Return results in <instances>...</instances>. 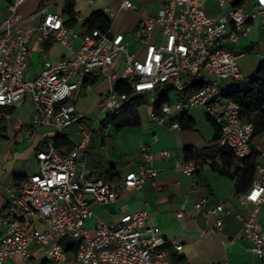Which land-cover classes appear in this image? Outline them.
I'll return each mask as SVG.
<instances>
[{
    "label": "built area",
    "instance_id": "2783aa9c",
    "mask_svg": "<svg viewBox=\"0 0 264 264\" xmlns=\"http://www.w3.org/2000/svg\"><path fill=\"white\" fill-rule=\"evenodd\" d=\"M25 1L11 0L6 18L0 21V121L10 119L2 109L28 97L32 127L50 129L58 137L76 126L81 139L66 153L54 147V139L50 141L46 149L36 152L38 171L7 189L8 202L0 212V264L12 255L19 256L20 264H31L32 245L44 249V264H174L169 248L180 251L182 246L158 236L145 208L123 214L114 224L105 223L91 211L88 197L99 204L114 203L118 190L111 180L86 175L82 150L92 130L85 123L87 116L76 111L71 96L95 74L114 84L129 83V94L111 88L101 98L96 119H91L97 122V129L121 116L130 97L154 96L159 87L169 85L174 99L162 105L159 115L151 110L149 118L179 129L181 114L202 108L219 129L217 148L230 149L240 165L241 159L252 154L253 115L242 116L240 106L223 96L220 84L227 79L244 80L238 63L247 52L238 48V43L247 37L254 22L264 34V0H241L237 7L233 6L237 0H215L222 8L217 14L206 13L208 0H162L158 12L135 28V51L127 49L121 33L98 29L81 33L67 28L62 15L50 11L62 0L46 2L28 17L19 9ZM120 9L135 7L123 0ZM35 17L40 18L37 26L22 28L26 20ZM33 38L43 45L44 52L50 43L71 47L73 40L79 39L80 44L58 62L46 56L40 73L26 79ZM140 152L143 164L121 178V191H140L156 176L149 145L143 143ZM157 154L168 159L173 151ZM199 167L193 161L176 162V168L187 176ZM236 198L242 208H251L247 214H235L241 221L240 235L264 264V225L257 220L259 209L264 207V164L258 159L249 188ZM203 203L196 202L194 211L204 215L211 232H219L222 217L230 211L224 204L202 211ZM187 204L184 202L177 212L178 219L184 216ZM91 217L93 234L86 228ZM67 243L75 244V249L66 250Z\"/></svg>",
    "mask_w": 264,
    "mask_h": 264
},
{
    "label": "crops",
    "instance_id": "0c3cea01",
    "mask_svg": "<svg viewBox=\"0 0 264 264\" xmlns=\"http://www.w3.org/2000/svg\"><path fill=\"white\" fill-rule=\"evenodd\" d=\"M10 1L5 0L0 21L6 18ZM73 1L77 23L72 30L82 33L84 31L82 24L92 13L108 10L107 15L112 22L110 30L124 35L129 51L137 49V41L133 35L137 25L143 19L157 13L163 3L162 0H129L138 6V10L133 12V10L120 9V3L123 0ZM44 3L46 0H26L19 9L24 17H28ZM64 5L65 0H62L50 7V11L60 13L66 22L68 17L62 14ZM205 11L207 14H217L222 11V8L215 0H208ZM122 16L133 22L129 31L122 32L117 29V26H114V19ZM39 22L40 18L38 17L28 19L22 24V28L30 29L37 26ZM256 32L261 33L259 23H257ZM239 43L243 47L238 44V48L246 50L248 54L253 49L255 42L247 35ZM79 44V39L73 40L71 47L50 43L46 45L47 50L44 52L43 45L33 38L30 42L31 55L24 77L30 79L39 74L46 56L52 62H58L70 56L73 48L78 47ZM95 75L98 80L94 85L85 87L82 85L71 96L76 111L87 116L85 123L88 127L94 125V128L91 129L90 140L82 150L85 157L84 171L91 179L111 180L113 187L118 190V196L116 202L109 204H99L88 197L93 214L107 224H114L123 214L137 212L145 208L149 214V223L156 229L158 236L167 242L176 240L182 246L180 251L169 248L174 264L178 262L216 264L222 261H226L228 264H260L259 256L253 253L249 244L242 239L240 235L241 221L235 217L237 213L247 214L251 208H242L238 204L234 193V179L223 176L212 169V162L220 165L217 162L218 159L207 160L205 164L199 165V169L192 176H187L176 168L177 161H184L183 149L185 146L189 145L199 150L214 146V132L211 139H204L200 133L195 136V129L181 131L167 125L156 124L149 118V113L153 110L151 104L154 96L147 97L148 104L142 106L146 108L144 112L140 110L142 107L138 110L139 127H124L115 131L109 124L104 127L109 128L107 132L101 130L102 127L96 129L97 122L95 120L93 122L91 119H96L101 98L109 89L114 88L115 84L104 76ZM222 94L224 93L222 92ZM173 99L174 94L172 93L169 102ZM189 110L186 114L194 120L196 127V120L189 114ZM2 111L8 113L10 119H3L5 132L0 138V212L5 209L8 202L7 189L17 183L14 178L22 179L36 173L38 171L36 152L46 149L49 142L56 137L55 132L50 129L31 126L32 103L28 97L12 107L2 109ZM154 136L156 140H154ZM62 137L70 142L72 149L81 139L76 126L67 128ZM143 143L148 144L150 152L154 154L151 165L156 171V176L153 180L148 181L140 191H121V178L143 164L140 152V146ZM250 147L252 152L257 154L259 163L264 164V132L251 139ZM58 150L61 153L70 151L65 147ZM160 150H171L173 156L168 159L160 158L157 154ZM199 200H204L202 211L211 209L218 204H224L230 211L229 214L222 217L223 223L219 232H211L204 215L194 211L193 205ZM184 202L188 203L184 216L178 219L176 214ZM257 220L264 225V207L259 209ZM212 223L213 218L210 217L208 224ZM86 228L93 234V217L87 220ZM29 253L31 264H44L43 248L32 245L29 247ZM5 264H20V258L18 255H12Z\"/></svg>",
    "mask_w": 264,
    "mask_h": 264
},
{
    "label": "trees",
    "instance_id": "16d2710c",
    "mask_svg": "<svg viewBox=\"0 0 264 264\" xmlns=\"http://www.w3.org/2000/svg\"><path fill=\"white\" fill-rule=\"evenodd\" d=\"M52 0H46L50 2ZM242 4L241 0H237L233 3L234 7L240 6ZM74 1L65 0V5L62 14L68 17V20L64 23L69 29H73L76 26V13L74 11ZM111 19L109 16L102 12L96 11L87 18L82 26L85 31L98 29L101 32H107L111 28ZM98 78L96 75L88 77L83 86L94 85ZM244 81V80H243ZM118 93L129 94V83L117 82L114 86ZM173 90L169 85L159 87L154 95V100L151 104L154 112L159 115L160 109L163 104L168 103ZM223 96L229 100L234 101L240 106L242 116L249 118L253 115L252 123L254 125V131L252 138L264 132V60H262L249 82L245 88L234 90L229 93L223 94ZM147 97L145 96H133L128 99L124 105L123 114L116 119L112 120L110 124L113 126L115 131H119L124 127H139L140 126V116L139 108L147 105ZM207 121L211 125L214 132V146L199 150L192 146H185L183 149V159L185 162L193 161L199 165L205 164L207 160L214 161L217 158L220 161L218 166L214 162L211 163V167L214 171H217L223 176H228L234 179V193L240 194L245 192L254 177L255 166L257 161V154L252 152L251 155L240 160V165L238 160L233 155L232 151L228 148H217V142L219 139V129L212 119L206 115ZM179 129L181 131H193L195 128L194 120L189 117L186 113H183L179 118ZM5 132V126L3 120L0 121V138L3 137ZM53 145L56 149H61L63 147L68 150L72 149L70 142L58 136L54 138ZM16 182L20 181V177H15ZM66 250H74L75 244L67 243L65 244Z\"/></svg>",
    "mask_w": 264,
    "mask_h": 264
},
{
    "label": "rangeland",
    "instance_id": "374dc122",
    "mask_svg": "<svg viewBox=\"0 0 264 264\" xmlns=\"http://www.w3.org/2000/svg\"><path fill=\"white\" fill-rule=\"evenodd\" d=\"M135 10L133 12L138 10V6H136L133 2H131ZM5 4V0H0V15L2 14V8ZM115 25L119 29V31H129L131 29L132 20L122 17H117L114 19ZM117 23V24H116ZM258 22H254V26L251 30H249L248 35L249 39L253 40L254 47L249 51V53L239 60V66H240V72L242 73L244 77V81L237 82L230 79L223 80L220 84L222 92L229 93L234 90H239L242 88H245L247 83L249 82L250 78L252 77L253 73L255 72L258 64L264 60V35L262 33L256 32ZM240 47H243L240 43H238ZM135 47V46H134ZM141 112H144L146 110L145 107H142ZM189 114L194 116L196 120V127L195 129V136H198L199 133L204 139H211L213 137V130L209 122L207 121V118L205 116V112L202 108H191L189 110ZM94 122V121H93ZM91 129L94 128V125H89ZM101 130L108 131L109 128H100ZM102 132V131H101Z\"/></svg>",
    "mask_w": 264,
    "mask_h": 264
}]
</instances>
